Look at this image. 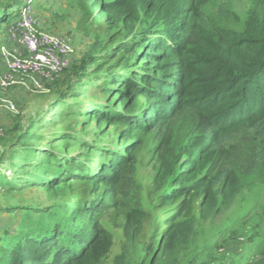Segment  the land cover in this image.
<instances>
[{"label": "rangeland", "instance_id": "1", "mask_svg": "<svg viewBox=\"0 0 264 264\" xmlns=\"http://www.w3.org/2000/svg\"><path fill=\"white\" fill-rule=\"evenodd\" d=\"M27 4L33 5L40 30L69 38L76 52L69 68L46 83L45 90L28 82L13 87L11 94L6 92L19 112H0V261L10 259L11 251L20 249L28 237L45 235L57 225L70 228L77 206V218L83 216L92 199L103 197L105 184L72 177L59 181V175L70 167L95 177L126 143L124 121L92 117L98 108L103 115L115 110L128 113L116 95L123 86L113 83L119 74H129L125 59H134V53L117 50L125 35L108 30L105 14L92 0H0V44L12 50L20 52L17 43H6L10 25L19 18L11 9ZM253 8L252 0H210L204 7L203 26L207 31L223 28L241 35ZM10 14V21L2 23ZM139 14L142 30L165 21L161 10L147 14L141 9ZM146 104L144 100L142 105ZM153 128L148 135L141 134L144 142L138 151L139 207L144 212L140 232L134 234L136 226L128 221L139 196L126 199L122 208L102 212L110 240L102 241L97 250L100 264H114L122 254V264H264V162L250 177L237 175L242 189L235 198L221 200L210 211L197 202L192 213L182 212L172 219L179 201L163 205L161 196L176 189L172 183L181 164H176L169 182L156 184L158 168L149 155L159 128ZM206 173H200V178ZM165 241L171 248L157 260L158 247Z\"/></svg>", "mask_w": 264, "mask_h": 264}, {"label": "trees", "instance_id": "2", "mask_svg": "<svg viewBox=\"0 0 264 264\" xmlns=\"http://www.w3.org/2000/svg\"><path fill=\"white\" fill-rule=\"evenodd\" d=\"M209 1L92 0L105 14L108 30L116 36L125 35L118 52L134 53V59L124 62L129 74H119L113 82L123 86L116 95L128 113L115 110L103 115L99 108L92 112L93 119L104 116L109 121H124L126 143L95 177L67 167L59 181L70 177L100 181L105 184L103 197L92 199L79 218L77 206L70 228L62 230L57 225L45 235L28 237L0 264H100L97 250L109 236L100 214L124 207L130 197L139 196L136 207L129 210L128 221L136 226L134 234L140 232L139 219L144 212L139 207L138 151L144 142L141 134L151 133L154 125L159 129L149 158L158 168L156 184L169 182L176 164H181L172 183L176 189L161 196L163 205L179 201L172 219L182 212L192 213L197 202L202 210L210 211L221 200L235 198L242 189L237 175L250 177L261 169L264 0H252L254 8L241 35L223 28L205 29L204 7ZM18 8L11 9L13 16ZM141 9L147 14L161 10L164 23L154 22L150 29L142 30L138 27ZM12 14L5 15L2 23L9 22ZM141 106L140 113L131 114ZM204 171L207 173L200 178ZM169 248V242H161L156 259L164 257ZM124 257L118 256L114 264H122Z\"/></svg>", "mask_w": 264, "mask_h": 264}, {"label": "built area", "instance_id": "3", "mask_svg": "<svg viewBox=\"0 0 264 264\" xmlns=\"http://www.w3.org/2000/svg\"><path fill=\"white\" fill-rule=\"evenodd\" d=\"M19 18L10 25L9 38L23 48V52L0 45L3 67L0 69V112L18 113L17 104L11 100L13 87L31 83L37 90L69 68L76 49L69 38L40 30L33 5L16 10Z\"/></svg>", "mask_w": 264, "mask_h": 264}, {"label": "crops", "instance_id": "4", "mask_svg": "<svg viewBox=\"0 0 264 264\" xmlns=\"http://www.w3.org/2000/svg\"><path fill=\"white\" fill-rule=\"evenodd\" d=\"M34 14H35V12H34ZM35 17H36V16H35ZM37 20H38V22H39V25H41V24H40V21H39V19H37ZM8 25H9V24H8ZM11 41H12V40L9 38V34L7 33V39H6V43H7V42H9V43H10ZM12 42H14V41H12ZM15 43H16V42H15ZM17 44H18V43H17ZM18 45H19V44H18ZM19 48H20V49H19V50H20V52H23V48H22V47H20V45H19Z\"/></svg>", "mask_w": 264, "mask_h": 264}]
</instances>
